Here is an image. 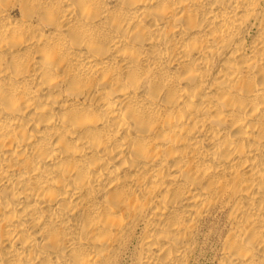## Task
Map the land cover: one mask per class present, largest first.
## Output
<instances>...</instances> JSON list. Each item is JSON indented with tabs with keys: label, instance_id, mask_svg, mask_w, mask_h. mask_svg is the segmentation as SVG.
I'll return each instance as SVG.
<instances>
[{
	"label": "bare ground",
	"instance_id": "bare-ground-1",
	"mask_svg": "<svg viewBox=\"0 0 264 264\" xmlns=\"http://www.w3.org/2000/svg\"><path fill=\"white\" fill-rule=\"evenodd\" d=\"M264 264V0H0V264Z\"/></svg>",
	"mask_w": 264,
	"mask_h": 264
},
{
	"label": "rangeland",
	"instance_id": "rangeland-1",
	"mask_svg": "<svg viewBox=\"0 0 264 264\" xmlns=\"http://www.w3.org/2000/svg\"><path fill=\"white\" fill-rule=\"evenodd\" d=\"M196 264H209V261L207 258H202L201 261Z\"/></svg>",
	"mask_w": 264,
	"mask_h": 264
}]
</instances>
